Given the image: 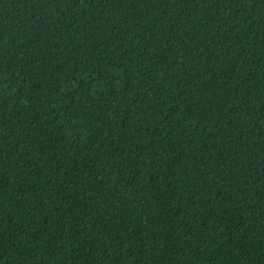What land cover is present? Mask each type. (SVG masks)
Segmentation results:
<instances>
[{
    "label": "trees",
    "instance_id": "1",
    "mask_svg": "<svg viewBox=\"0 0 264 264\" xmlns=\"http://www.w3.org/2000/svg\"><path fill=\"white\" fill-rule=\"evenodd\" d=\"M0 264H264V0H0Z\"/></svg>",
    "mask_w": 264,
    "mask_h": 264
}]
</instances>
